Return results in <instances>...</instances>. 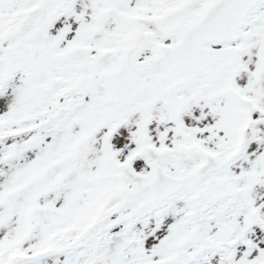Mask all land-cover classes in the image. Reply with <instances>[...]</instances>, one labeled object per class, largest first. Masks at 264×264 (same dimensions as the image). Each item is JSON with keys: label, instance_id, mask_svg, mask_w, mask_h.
Returning <instances> with one entry per match:
<instances>
[{"label": "snow or ice", "instance_id": "snow-or-ice-1", "mask_svg": "<svg viewBox=\"0 0 264 264\" xmlns=\"http://www.w3.org/2000/svg\"><path fill=\"white\" fill-rule=\"evenodd\" d=\"M0 264H264V0H0Z\"/></svg>", "mask_w": 264, "mask_h": 264}]
</instances>
